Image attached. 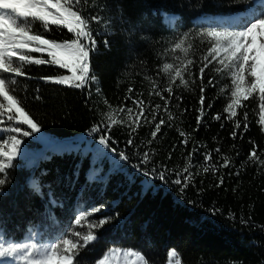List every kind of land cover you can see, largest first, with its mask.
I'll return each mask as SVG.
<instances>
[{"label": "trees", "instance_id": "16d2710c", "mask_svg": "<svg viewBox=\"0 0 264 264\" xmlns=\"http://www.w3.org/2000/svg\"><path fill=\"white\" fill-rule=\"evenodd\" d=\"M253 1L93 0L95 7L90 6L88 14L100 15L108 26L106 30L105 24L91 25L97 40L96 50L90 53L96 81L81 88L45 82L39 77L70 75L47 64L28 65L27 76L18 78L23 107L41 130L22 138L20 155L3 174L7 183L0 187V232L5 238L23 240L36 227L45 240L67 235L71 229L85 235L92 231L98 238L79 251L75 264H94L112 245L138 251L150 264H166L170 249L178 252L182 264H264V165L248 160L253 142L264 159L258 101H245L247 108L239 110L237 118L242 122L243 113H249V127L245 130L241 123L233 139L234 121L223 113L226 95H218L228 81L211 68L204 83L215 77V86L206 87L205 115L199 126L198 86L194 91L174 90L182 99L171 100L169 120L164 102L149 96L151 82L145 80L151 76L162 87L166 84L157 69L164 61L172 62L174 54L165 55V49L182 33L209 27L198 18L238 13ZM165 16L174 17L167 22ZM35 27L42 31L39 23ZM45 35L59 40L72 37L56 26ZM200 54L197 51L192 58L198 61ZM193 71L198 77L199 67ZM126 95L143 99L149 108L161 105L156 122L163 117L166 123L151 144L154 125L146 122L132 134L135 145L127 144L130 121L120 107L138 110ZM110 112L125 123L112 127L105 148L98 144L100 133L92 134L90 129L107 122ZM217 113L222 114L221 120L212 118ZM185 139L186 145L181 143ZM194 148L190 169L194 179L186 187L175 184L177 171ZM121 152L126 160L120 158ZM144 152L150 155L147 164L141 163ZM205 152L212 153L218 172H203ZM224 156L231 161L227 168L219 167ZM90 170L98 177L88 178ZM220 177L224 182L217 187ZM78 212L84 215L80 227L72 223ZM101 220L107 222L90 228Z\"/></svg>", "mask_w": 264, "mask_h": 264}, {"label": "snow or ice", "instance_id": "6c2138e0", "mask_svg": "<svg viewBox=\"0 0 264 264\" xmlns=\"http://www.w3.org/2000/svg\"><path fill=\"white\" fill-rule=\"evenodd\" d=\"M264 6V0H260ZM95 7L93 0H0V125L3 131L9 133L5 138L0 135V187L7 183L3 174L7 169L14 165L15 159L20 155L23 137H29L34 133L40 132V125L31 117L29 112L23 107V101L18 93L23 89L20 87V77H26L25 67L28 65H52L59 69L67 70L70 75H44L39 77L45 82H51L70 87L81 88L90 82L96 81L95 75L91 71L90 53L97 48V40L92 23L105 24L100 15L88 14L89 7ZM39 23L42 31L36 29ZM51 26L58 29H67L72 33V37L59 40L48 38L45 34L51 31ZM107 24L105 28L107 30ZM108 46V41H104ZM199 51L198 58L192 56ZM31 53H39L40 57H34ZM46 54V56L44 55ZM172 55V62L164 61L157 69V75L163 74L166 84L162 87L151 76H145V80L151 82L149 96H156L162 100L163 111L169 114V105L174 98L180 101L182 97L175 95V89L183 88L194 91L199 88V108L195 109L199 115L196 117L197 126L203 122L205 115V91L207 86H215V77L208 79L207 85L204 83L206 70L211 71L226 79L219 89V94L226 95V106L223 113H227L226 119L234 121V128L230 135L233 139L237 136L236 129L241 127L246 130L248 125L249 113H243V122L238 119L239 110L247 108L245 101H258V120L261 131L264 132V7L253 14L250 19H245L237 27L233 26H209L197 32H185L170 41V47L165 49V55ZM199 67V76L193 71ZM197 80L199 83L197 84ZM99 92V89H97ZM132 88H128L129 94L133 93ZM164 93H167L165 96ZM36 99H40L37 95ZM126 99L132 100L137 109L126 108L121 105L120 112L126 113L130 123L127 126L131 129L129 133L128 145H135L131 138L142 123L154 125L151 130V144L156 139L162 125L166 123L163 117L158 122V110L160 104H155L150 108L145 105V101L139 97L126 95ZM208 108L212 105L208 104ZM115 111L114 109L112 110ZM151 112V119L148 113ZM221 120L222 114L217 113L212 117ZM107 122L94 125L90 133H100L98 144L105 148L109 147L111 136L109 133L112 127L125 122L114 118L110 113L106 114ZM26 126V130L24 127ZM223 127V125H221ZM195 131V129H194ZM180 136L186 134L181 131ZM181 143L187 144V139ZM235 147V146H233ZM111 151L116 152L115 148ZM194 148L186 156V164L181 171H177L175 184H182L186 187L194 179L192 168ZM220 153V149L214 150ZM120 158L126 160L127 156L121 152ZM170 158V157H169ZM150 155L143 153L141 163H149ZM249 161H256L264 165V159L257 154V146L253 142L252 148L248 153ZM204 167L203 172L209 171L216 173L218 167L212 163V153H203ZM231 164L228 157H223V162L219 167L227 168ZM148 173L146 172L145 175ZM160 179H164V172H161ZM238 175V173H237ZM223 177L219 178L217 187L223 184ZM97 209H93L96 211ZM84 216L76 215L74 221L77 225L82 223ZM107 221L101 220L91 227L102 226ZM80 237L82 244L69 238L68 235L62 238L49 239L47 241L27 242L8 240L0 238V264H75L79 251L91 241L96 240L92 231L87 235L79 232L73 233ZM110 252H119L120 249H111ZM132 255L137 259V264H150L147 257L134 250H124V255ZM168 264H182L178 252L173 249L167 251ZM105 258L99 264H105Z\"/></svg>", "mask_w": 264, "mask_h": 264}, {"label": "rangeland", "instance_id": "374dc122", "mask_svg": "<svg viewBox=\"0 0 264 264\" xmlns=\"http://www.w3.org/2000/svg\"><path fill=\"white\" fill-rule=\"evenodd\" d=\"M262 7H264V6L261 5L260 0H254L252 2V5L249 6L246 10L238 12V14L239 13L240 14L244 13V14H242V16H238L233 22H224V21L222 22L221 21L222 18L218 19L215 16L200 17V18H198V21H203L209 26H233V27H237L240 23L244 22L245 19H250L253 14H258V12L261 10ZM225 17H229V16H225ZM166 18H167V20L170 19V17H168V16H165V20H166ZM5 133L6 132L3 131V126L0 125V135H2L3 137L6 138L7 136ZM108 155H109L110 160L113 159L112 153H108ZM86 175L90 179L94 178V177H98L97 174H95V171H93V170L88 171L86 173ZM78 214L84 216L83 212H78L76 215H78ZM74 225L80 227L82 225V223L80 225H77L74 223ZM69 231H70V233L67 234L69 236V238L73 239L74 241H76L80 244L83 243V241L80 237H77L73 234V233L79 232V231H75L74 229H71ZM79 233H81L82 235H85L82 232H79ZM26 236L27 237L21 241H25V240H27V242L47 241L44 238H42L41 232L38 229V227L30 230L28 232V234H26ZM63 236H65V235L56 237L55 239L62 238ZM0 238H5V236L3 235L2 232H0ZM91 242H93V241H91ZM111 249H120L122 251L110 252L109 250H111ZM124 250H134V249H132L130 247H122V246L112 245L103 253V255L100 258H98L96 260V262L94 264H99V262L105 258L106 254H107V260L105 261V264H137L136 257L132 256L130 254L124 255ZM170 250H173V249H170ZM21 264H22V262H21ZM166 264H168V261ZM173 264H174V261H173Z\"/></svg>", "mask_w": 264, "mask_h": 264}, {"label": "bare ground", "instance_id": "6f19581e", "mask_svg": "<svg viewBox=\"0 0 264 264\" xmlns=\"http://www.w3.org/2000/svg\"><path fill=\"white\" fill-rule=\"evenodd\" d=\"M244 14V13H242ZM242 14H238V13H234V14H230V15H223V16H220V15H215V17H217L218 19H221V21L223 22H233L238 16H242ZM225 16H229V17H225ZM171 18V16H168ZM170 19L167 20L166 18V21L169 22ZM227 20V21H226Z\"/></svg>", "mask_w": 264, "mask_h": 264}, {"label": "water", "instance_id": "95a60500", "mask_svg": "<svg viewBox=\"0 0 264 264\" xmlns=\"http://www.w3.org/2000/svg\"><path fill=\"white\" fill-rule=\"evenodd\" d=\"M174 16H171V19L173 18Z\"/></svg>", "mask_w": 264, "mask_h": 264}]
</instances>
